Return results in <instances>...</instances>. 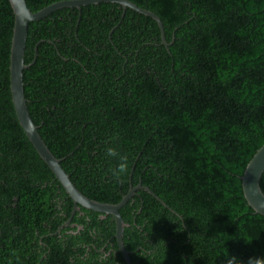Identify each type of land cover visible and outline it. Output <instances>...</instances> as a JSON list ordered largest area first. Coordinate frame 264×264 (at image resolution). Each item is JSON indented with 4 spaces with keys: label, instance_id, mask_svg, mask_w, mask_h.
Segmentation results:
<instances>
[{
    "label": "trees",
    "instance_id": "1",
    "mask_svg": "<svg viewBox=\"0 0 264 264\" xmlns=\"http://www.w3.org/2000/svg\"><path fill=\"white\" fill-rule=\"evenodd\" d=\"M59 1L25 0L31 12ZM127 1L160 18L168 47L153 19L116 3L29 24L23 90L39 136L87 198L114 205L135 189L119 211L132 264L264 257V217L240 181L264 144V0ZM13 24L0 0V264H126L112 216H71L19 125ZM110 147L128 161L119 179Z\"/></svg>",
    "mask_w": 264,
    "mask_h": 264
},
{
    "label": "water",
    "instance_id": "2",
    "mask_svg": "<svg viewBox=\"0 0 264 264\" xmlns=\"http://www.w3.org/2000/svg\"><path fill=\"white\" fill-rule=\"evenodd\" d=\"M8 1L14 15L9 57V85L12 104L19 125L24 131L29 142L35 149L36 153L43 160L49 170L53 173L60 186H62L65 193L72 200L73 209L71 211V216H73L76 211H79L80 207L86 210L102 213L104 214L101 216L102 218H105L106 215H111L115 223L114 237L116 239L118 251L123 256L126 264H132L130 261L129 253L126 251L122 240L124 228L127 226V224L123 221L119 211L126 204L128 199L133 195L135 189H130L128 191V194L123 196L122 200L118 204L112 205L89 199L73 186L68 175L60 166V160L56 159L46 147L29 115L23 90V71L28 69L34 63V61L30 65H25L24 50L29 24L31 22L44 19L49 14L64 8H76L80 10L82 6L87 5H96L99 3H116L120 5L124 11L129 8L139 14L153 19L160 30L161 43L165 47H168L169 44L165 39L162 22L160 18L154 13L142 9L127 0H63L50 4L37 12H31L27 8L25 0ZM263 172L264 144L253 155L251 160L246 165L242 176L240 177L242 192L247 205L256 214L264 217V194L260 187V181ZM137 188H144V190L149 192L148 188L142 187L141 185H138ZM70 220L71 217L69 218L68 222Z\"/></svg>",
    "mask_w": 264,
    "mask_h": 264
},
{
    "label": "clouds",
    "instance_id": "3",
    "mask_svg": "<svg viewBox=\"0 0 264 264\" xmlns=\"http://www.w3.org/2000/svg\"><path fill=\"white\" fill-rule=\"evenodd\" d=\"M106 155L110 158H115L119 160L118 167L115 170H113V173H112L116 178L119 179L124 174L127 173L128 161L126 157L121 156L119 152L115 148H112V147L107 149ZM227 264H243V262L237 259L235 256L228 255ZM246 264H264V257H249L248 260L246 261Z\"/></svg>",
    "mask_w": 264,
    "mask_h": 264
},
{
    "label": "flooded vegetation",
    "instance_id": "4",
    "mask_svg": "<svg viewBox=\"0 0 264 264\" xmlns=\"http://www.w3.org/2000/svg\"><path fill=\"white\" fill-rule=\"evenodd\" d=\"M74 225H76V224L73 223V226H74ZM73 226H72V227H73ZM72 227H71V228H72ZM80 228H81V227H78L77 230H76V232H78V231L80 230ZM70 232H71V231H70ZM76 232H75V233H76ZM101 251H102V250H101ZM109 253H110V252H108L107 254H109ZM107 254H106V255H107Z\"/></svg>",
    "mask_w": 264,
    "mask_h": 264
}]
</instances>
